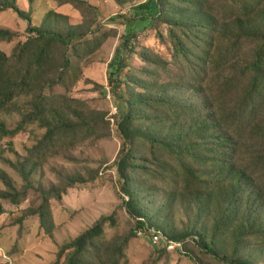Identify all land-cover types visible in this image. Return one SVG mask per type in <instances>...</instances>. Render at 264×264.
<instances>
[{
    "label": "rangeland",
    "instance_id": "obj_1",
    "mask_svg": "<svg viewBox=\"0 0 264 264\" xmlns=\"http://www.w3.org/2000/svg\"><path fill=\"white\" fill-rule=\"evenodd\" d=\"M20 9L32 15L36 25L49 23L51 29L64 32L70 25H81L87 31L89 21L99 22V16L95 12L81 6L78 10L64 0H33L32 6L28 0H19ZM88 3L98 6L103 14L100 20L104 31L110 35L99 48L91 53L86 45H82L79 53L70 50V66L58 69L52 74H41L32 81L34 92L30 95L14 97L0 107V122L7 128H13L20 120L24 111L29 109V100L43 95V103L47 107L46 112L52 115L53 120L69 119L80 121L83 118H91L95 121L96 130L89 136L85 135V127L75 133L67 132L62 139L52 141L47 148L36 147L42 140L46 127L35 121L27 123L22 130L13 136L0 137V169L4 170L12 179L18 191L26 190L17 201L0 198L2 211L0 212V264H54L58 259V253L64 244L74 241L79 235L91 228L102 216L115 214L116 224L104 226V232L97 242V250H89L85 256L84 264H152L159 256L148 236L136 233V221L130 217L124 206L128 197L122 192L123 181L119 178L115 164L122 153L123 139L117 127V120L127 112L126 100L144 89L137 84L136 78L149 86L148 93L154 95L163 94L165 102L155 106L154 110L137 109L135 115L151 114L155 117L154 128L169 127L174 122L176 108L168 103L176 95L188 99L193 109L183 117L202 119L213 115L217 121L212 128L213 135L227 134L241 138L237 151L231 152V161L244 166V170L254 171L255 184H264V140L245 134L235 126V114L240 112L239 89L250 86L246 79L252 72L250 65L257 60L258 50L264 46L263 39H256L257 34H252L237 45L232 41H226L220 36H215L218 57L223 55L230 45L235 49L224 61L228 66L231 80L227 90L222 91L221 78L222 65H213L215 58H208L205 62H197L195 59L187 60L174 57V45L169 38V25L160 27L159 32L164 36L160 39L156 32L145 28L148 22L140 24L136 29L139 35L132 39L135 48L123 49L124 55H128L127 80L121 87L114 91L108 84L110 71L109 61L115 53V49L121 44L122 36L127 34L126 25L110 24L108 19L117 14L133 16L136 11L133 7L143 4L148 0H119L126 2L125 7H120L117 0H86ZM222 0L213 4L217 13L221 12ZM206 2V8L208 7ZM204 6V4H203ZM205 8V10H207ZM54 13V14H53ZM57 14V15H55ZM65 17L66 20L57 17ZM229 27V35L232 33L240 36V29L233 25L236 22L234 15L226 20ZM92 25L91 28L95 27ZM221 25V24H220ZM257 26V28H255ZM264 26V6L255 13L254 24L251 32H257ZM0 28L17 33L18 38L1 41L0 50L7 55L13 51L17 40L26 37V22L10 11L0 13ZM255 28V30H254ZM264 32V28L262 30ZM20 34V35H19ZM102 32L90 33L80 39L97 42ZM254 35V36H253ZM90 46H92L90 44ZM158 56L157 63L144 61L142 56L146 54ZM59 50H55L51 66H60L62 60L58 56ZM205 63V73L198 76L194 68ZM20 67L13 68L19 70ZM145 70V71H144ZM144 71V72H143ZM246 74L242 76L244 72ZM61 79H55L60 75ZM33 74V71L31 72ZM52 78V80H51ZM132 78V79H131ZM49 79L50 82L44 83ZM236 85V88L233 87ZM6 82H0L5 87ZM41 89V91H40ZM137 107H143L139 105ZM221 111H220V110ZM197 114V115H195ZM169 119L167 121L166 119ZM172 121H171V120ZM138 127L148 125L143 119L137 122ZM221 126V128H220ZM217 128V129H216ZM249 129V128H248ZM247 129V131H248ZM257 131L255 134L261 135ZM225 149H228L225 147ZM229 150V149H228ZM134 153L141 158V169L132 174L134 180L131 187L137 196H140L146 212L151 217L153 225L160 226L173 234H192L196 229H203L207 233L205 239H215L214 250L217 256L205 250L200 244H187L191 254L201 264H229L223 258H234L237 261H251L254 264H264V207L246 204L231 219L223 217L224 198L221 196V186L228 179L225 167L221 173L214 164L213 167H201V172L208 173L202 176L205 180L201 183L189 186L186 189L185 182L178 183V178L164 177L172 171V165L180 166L170 157L165 156L152 144L138 140ZM221 156L215 154V157ZM11 162H35V169L29 177V185L23 179L20 170L13 167ZM147 170V173H142ZM182 169L178 174L183 175ZM74 175L83 178L86 182H78L74 186L67 187L62 199L52 198L50 207L52 211L54 229L52 237L45 234L40 224L37 213L42 201L43 191L52 186L63 189L66 186L67 177ZM260 178V179H258ZM179 185V186H177ZM227 185V184H225ZM215 187L213 199L208 203L204 194ZM220 187V188H219ZM0 180V189H4ZM227 186L225 187L226 190ZM249 190L245 193V199ZM264 201V199H263ZM203 207V208H202ZM251 209V212L249 210ZM223 217V218H222ZM221 219L229 221L221 223ZM253 221L255 231L247 229V221ZM136 234L135 237L131 233ZM244 232L243 237L239 234ZM69 251L60 258L59 264H66ZM171 261L177 264H194L192 259L181 254L161 255L160 264H169ZM234 264V263H233Z\"/></svg>",
    "mask_w": 264,
    "mask_h": 264
},
{
    "label": "trees",
    "instance_id": "obj_2",
    "mask_svg": "<svg viewBox=\"0 0 264 264\" xmlns=\"http://www.w3.org/2000/svg\"><path fill=\"white\" fill-rule=\"evenodd\" d=\"M31 5L33 0H28ZM218 0H148L147 2L133 7L136 13L133 16L127 14H117L114 17H110L108 22L110 24L126 25L128 29L127 34L122 36L121 44L115 49V53L109 61L110 71L108 73V84L111 85L116 91L121 87L122 82L127 80V72L124 73V69L128 67V55H124L123 49L130 47L134 49L136 46L132 44V39L137 38L139 33L137 27L145 22L151 31L156 32V36L163 39L164 36L159 32L160 27L168 24L169 38L174 45V57L179 59L181 57L187 58V60L195 59L198 63L205 62L206 59L215 58L213 65L224 67L222 68L223 74L221 78L222 91L227 90L231 80H235L230 77L228 73V66L224 61L228 60L229 54L235 49L234 45H230L227 51L221 55L220 59L216 61L218 57L217 45L215 36H220L226 41H232L237 45L238 41L245 39L246 37L257 34L256 39L264 40V32L259 29L257 32H251V28L254 24L255 13L261 10L264 6V0H222L221 12L217 13L213 8ZM65 3H70L78 10L81 6L95 12L96 16H99V22H88L87 31L83 27L85 19L80 25H70L64 32L57 31L56 28L51 29L50 24L47 26L44 24L36 25L33 23L31 12L25 13L19 7V0H0V13L4 11H10L16 14L21 20L26 22L24 40H17L13 46V51L10 55H7L3 50H0V82H6L5 87L0 89V107L6 102L10 101L14 97L21 95H30L34 92L33 80L41 74H52L58 69L62 70L70 66V50L73 49L74 53H79L82 49V45H86L87 53H91L94 49L99 48L102 43L110 37L107 31H104V26L100 20L103 15L98 6L91 4L86 0H64ZM206 2L208 7L206 8ZM117 4L120 7H125L126 2L123 3L117 0ZM204 4V6H203ZM32 6V5H31ZM205 8L207 10H205ZM54 14V13H53ZM57 15V14H55ZM234 15L236 22L233 24L240 29L239 35H229V27L226 24V20H230ZM58 19H64L65 17H58ZM103 17V16H102ZM221 24V25H220ZM257 28V26H255ZM254 28V30H255ZM90 33L102 34L98 37L97 42L92 40H84L80 43V39H84V36ZM20 35V34H19ZM254 36V35H253ZM18 38V34L11 32L7 29L0 28V42ZM90 44L92 46H90ZM239 45H237L238 47ZM55 50H59L58 56L61 57L60 66H51V62L54 59ZM258 58L249 70L252 72L246 79L250 81V86L239 89L240 95V112L235 114L236 128H240L245 134L253 137H264V46L258 50ZM142 59L147 62L157 63L159 55L153 56L146 54L142 56ZM156 59V60H155ZM20 67L19 70L13 68ZM33 71V74L31 72ZM145 71V70H144ZM143 71V72H144ZM196 80L199 75L205 73V63L198 65L194 68ZM242 76L246 74L243 71ZM57 79H61L60 75L56 76ZM132 79V78H131ZM52 80V78H51ZM137 84H140L144 89L141 92H137L134 96L133 91L130 98L126 100L128 104L127 112L117 120V127L121 133L123 139L122 153L117 163L115 164L119 178L123 181L122 192L128 200L124 201V206L130 217L136 221V229L140 228H154L161 231L168 239L174 241L183 242L184 254L183 257L192 259L194 264H201L196 257H194L187 244L192 246L200 244L206 251L217 256L214 250L215 239L211 238L207 241V233L203 229H196L194 233L188 234H173L166 231L164 228L153 225L150 221V216L146 212V208L143 205L142 198L137 196L135 191L131 187V182L134 180L132 174L141 169V158L137 157L134 153L136 142L142 140L148 142L158 148L163 155L170 157L173 161L180 164L179 167L172 165L168 175L162 180L167 178L171 179L172 176L178 178V183L185 182L186 189L189 186L201 183L205 180L202 176H207L208 173L201 172L202 170L197 168L198 164L201 167H213L214 164L219 168V173L225 167H228L227 174L228 179L224 181L225 184H219L221 186V196L224 198L223 217L232 218L237 212L241 211L244 207L243 202L246 204L257 205L264 207V184L258 186L253 180L256 177L254 171L252 172L244 170V166L237 164L230 159L229 151L236 152L241 142L240 139L229 136L227 134L213 135L212 128L217 119L213 115L206 116L202 119L196 117H187V121L184 120V115L188 114L194 107L189 105L188 99L183 96L176 95L172 99L168 100V103L176 108L174 122L169 127L154 128L157 124L153 112L151 114L135 115L137 109L142 108L143 112L147 109L154 110L155 106L162 102H165L163 94L148 93L149 86L139 80L135 79ZM238 83V80H235ZM49 83L50 80H44V83ZM236 88V85H233ZM41 91V89H40ZM39 97H33L29 100V109L24 111L20 120L13 128H7L4 123L0 122V137L1 136H13L29 122L38 121L46 127V132L36 146L47 148L52 145V141L59 140L64 137L63 134L70 132L75 133L78 129L85 127V135L89 136L96 130L95 121L89 117L83 118L80 121H72L69 119L53 120L52 115L46 112V105L43 103L44 96L38 94ZM143 105V107H137ZM220 110V109H219ZM221 111V110H220ZM197 115V114H195ZM139 119H143L148 122V125L138 127L137 122ZM169 121V119H166ZM171 120V119H170ZM171 120V121H172ZM221 128V126H220ZM249 128V129H248ZM217 129V128H216ZM248 129V131H247ZM262 132L261 135L255 134V132ZM263 139L264 138H260ZM227 147L228 149H225ZM221 156L215 157V154ZM263 162L264 157H259ZM13 167L20 170L23 179L29 185V177L36 168L35 162H11L8 161ZM182 169L183 175L178 174V170ZM140 172V171H139ZM142 173H147V170H142ZM260 179V178H258ZM0 180L4 184V189H0V198L10 199L11 201H17L19 196L25 194L26 190L18 191L15 184H13L10 176L2 169H0ZM66 186L63 189H58L57 186H52L49 190L43 191L42 201L39 205L37 213L40 217V224L43 227L45 234L52 237V231L54 229L52 211L50 207V200L52 198L62 199V195L67 191V187L74 186L76 183H84L86 180L78 178L74 175H69L66 180ZM179 186V185H177ZM227 186L226 190L225 187ZM214 186L211 187V191L204 194L205 201L208 203L213 199ZM220 188V187H219ZM249 190V193L245 199V193ZM203 208V207H202ZM0 205V212L2 211ZM251 212V209L249 207ZM115 212L109 216H102L100 219L88 230L83 232L73 242L62 245L58 259L54 264H59L60 258L65 252L69 251L66 264H84L85 254L89 250H97V242L101 238L104 232V226L109 224L114 226L116 224ZM222 217V218H223ZM221 223L228 224L229 221L221 219ZM247 229L255 231L254 222L249 220L246 223ZM244 232L239 234L243 237ZM131 236L135 237L136 234L131 233ZM159 256L155 258L152 264H160L161 255H175L179 253H169L164 248L155 246ZM99 248L97 252H100ZM224 262L229 264H254L251 261L235 260L234 258H223ZM172 262V261H171ZM168 264V263H167Z\"/></svg>",
    "mask_w": 264,
    "mask_h": 264
},
{
    "label": "built area",
    "instance_id": "obj_3",
    "mask_svg": "<svg viewBox=\"0 0 264 264\" xmlns=\"http://www.w3.org/2000/svg\"><path fill=\"white\" fill-rule=\"evenodd\" d=\"M138 232L139 233L143 232V235L148 236L152 245L159 248L165 247L166 251L169 253L184 254L185 252L183 247V242L170 240L161 231H158L154 228L144 227L136 230V233ZM169 264H177V263L172 261Z\"/></svg>",
    "mask_w": 264,
    "mask_h": 264
},
{
    "label": "crops",
    "instance_id": "obj_4",
    "mask_svg": "<svg viewBox=\"0 0 264 264\" xmlns=\"http://www.w3.org/2000/svg\"><path fill=\"white\" fill-rule=\"evenodd\" d=\"M4 12H7V11H4ZM3 13V12H2ZM12 13V12H11Z\"/></svg>",
    "mask_w": 264,
    "mask_h": 264
}]
</instances>
